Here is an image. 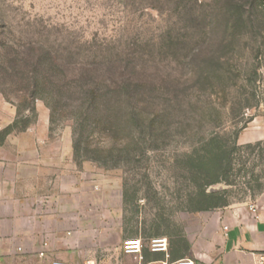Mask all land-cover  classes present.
<instances>
[{"label":"rangeland","instance_id":"1","mask_svg":"<svg viewBox=\"0 0 264 264\" xmlns=\"http://www.w3.org/2000/svg\"><path fill=\"white\" fill-rule=\"evenodd\" d=\"M237 1L226 13L223 0H0V171L10 177L11 155L46 156L57 188L33 208L70 212L64 233L77 250L104 256L130 237L176 246L208 234L213 209L192 207L212 137L233 164L228 184L204 188L228 189L232 203L264 190V0ZM34 44L79 79L95 67L105 96L94 106L75 86L61 96L45 62L33 65Z\"/></svg>","mask_w":264,"mask_h":264},{"label":"crops","instance_id":"2","mask_svg":"<svg viewBox=\"0 0 264 264\" xmlns=\"http://www.w3.org/2000/svg\"><path fill=\"white\" fill-rule=\"evenodd\" d=\"M20 157L10 156V177L0 171V264H50L53 259L71 264L132 261L130 255L117 251L101 256L92 250L88 255L77 250L76 239L64 233L67 227L64 216L70 212L64 211L61 219L54 215L40 216L32 200L39 193L55 191L57 185L54 180L48 189L50 168L44 154H27L23 161ZM5 161L0 159V165ZM22 194L31 200L23 207L19 199ZM213 211L209 233L189 241L187 256L197 264H264V190L250 201L231 203ZM43 239L48 241L47 249L42 246ZM17 246L23 248V253L16 250ZM144 256L151 260L162 255L145 250Z\"/></svg>","mask_w":264,"mask_h":264},{"label":"trees","instance_id":"3","mask_svg":"<svg viewBox=\"0 0 264 264\" xmlns=\"http://www.w3.org/2000/svg\"><path fill=\"white\" fill-rule=\"evenodd\" d=\"M222 4L227 7V10L225 11L226 13L234 11L237 13L240 8V4L237 0H223ZM29 49V52H31L29 54L35 55L36 61H39L34 64L32 61L30 65L45 62L46 65H42L43 69L45 67L46 71V75L44 77L45 81L49 86H59V89L57 88V92L61 96L67 91L71 93L74 88L73 86H75L76 90L81 92V96L83 98L82 101L86 104V106H94L98 104L107 93L108 87L106 86V82L100 80L98 75H95V67H91L90 69L84 68L83 74H80L81 78L79 79L76 77V72H74V70L79 69L70 67L68 64L60 66L58 60L62 57L53 55L50 48L46 46L43 47L41 44H34L30 46ZM37 66H34V68H37L38 70ZM58 82H60V84H58ZM31 85L33 87L38 86V81L35 76H32ZM215 140L216 137L210 138V141L208 142L209 147L205 151V154L197 161L198 168L200 167L203 170L202 173L204 175L207 174L206 177H208L204 186L212 185L213 183L221 181L225 184L229 183L228 176L233 164L230 152L224 150L223 146L219 145ZM204 186L202 185L198 189L196 203L192 207L193 211H208L225 207L232 203L229 199L228 189L222 188L209 190L204 188ZM188 251L189 244L186 242L184 245L177 244L176 246H172L171 244L169 246L171 259L187 256Z\"/></svg>","mask_w":264,"mask_h":264},{"label":"built area","instance_id":"4","mask_svg":"<svg viewBox=\"0 0 264 264\" xmlns=\"http://www.w3.org/2000/svg\"><path fill=\"white\" fill-rule=\"evenodd\" d=\"M254 210V206H251ZM144 247L151 253H160L161 258L146 260L144 256ZM121 249L124 254L130 255L132 261L125 264H197L195 259L190 256H183L177 259H171L169 254V242L166 236L151 237L145 240L139 237L126 238L121 243ZM18 250H21L18 248ZM21 264V263H16ZM51 264H71L69 261L54 259ZM89 264V263H83Z\"/></svg>","mask_w":264,"mask_h":264}]
</instances>
